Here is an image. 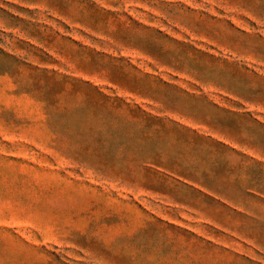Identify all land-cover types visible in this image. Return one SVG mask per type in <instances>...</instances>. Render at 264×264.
Listing matches in <instances>:
<instances>
[{"label": "rangeland", "instance_id": "obj_1", "mask_svg": "<svg viewBox=\"0 0 264 264\" xmlns=\"http://www.w3.org/2000/svg\"><path fill=\"white\" fill-rule=\"evenodd\" d=\"M0 264H264V0H0Z\"/></svg>", "mask_w": 264, "mask_h": 264}]
</instances>
